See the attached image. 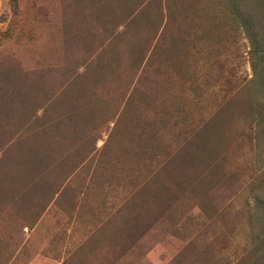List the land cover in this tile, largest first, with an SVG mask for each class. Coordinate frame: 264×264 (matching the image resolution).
<instances>
[{"label":"rangeland","instance_id":"374dc122","mask_svg":"<svg viewBox=\"0 0 264 264\" xmlns=\"http://www.w3.org/2000/svg\"><path fill=\"white\" fill-rule=\"evenodd\" d=\"M251 45L223 0H0V264H253Z\"/></svg>","mask_w":264,"mask_h":264},{"label":"trees","instance_id":"16d2710c","mask_svg":"<svg viewBox=\"0 0 264 264\" xmlns=\"http://www.w3.org/2000/svg\"><path fill=\"white\" fill-rule=\"evenodd\" d=\"M229 9L236 25L243 28L245 35L251 41L250 59L254 72L252 78V128L254 139L255 162L257 178L248 189V220L253 231L250 242L249 261L253 264L264 263L263 258H255L264 253V0H223ZM220 122L217 117L213 123L201 130L199 136L204 138L202 144H207V130L216 129ZM196 138L189 141L187 149L196 144ZM185 149L183 150V153Z\"/></svg>","mask_w":264,"mask_h":264}]
</instances>
